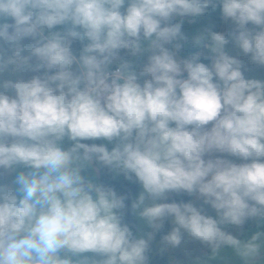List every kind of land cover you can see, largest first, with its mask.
Returning a JSON list of instances; mask_svg holds the SVG:
<instances>
[{"label":"clouds","instance_id":"obj_1","mask_svg":"<svg viewBox=\"0 0 264 264\" xmlns=\"http://www.w3.org/2000/svg\"><path fill=\"white\" fill-rule=\"evenodd\" d=\"M217 4L235 24V47L264 65V0H0V170L30 169L0 183V264H150L166 220L164 245L186 234L210 259L264 264V233L241 240L225 230L264 219V82L245 79L224 33L191 39L211 66L202 53L179 55L183 18ZM76 39L87 41L79 56ZM121 50L147 62L138 68ZM25 69L44 72L25 80ZM65 137L74 142L66 150ZM101 138L115 146L81 143ZM94 162L135 175L143 192L131 210L146 236L125 223L124 196L81 174ZM170 192L195 200L157 203Z\"/></svg>","mask_w":264,"mask_h":264},{"label":"rangeland","instance_id":"obj_2","mask_svg":"<svg viewBox=\"0 0 264 264\" xmlns=\"http://www.w3.org/2000/svg\"><path fill=\"white\" fill-rule=\"evenodd\" d=\"M220 9V7H219ZM9 23H11V20H9ZM248 27H252V25H248ZM218 28V27H217ZM216 28L215 32H220L226 34V39H228V44L225 46V51L230 55L233 56L242 62V72L244 74L245 79H255L259 80L261 82H264V65H259L251 60L250 54H243L241 50L235 47V43L232 39L231 33L233 32L235 28V24L231 21H225L223 19L222 24L220 25L219 29ZM228 33V34H227ZM34 41L31 38H25L22 41V44L25 46H29L33 43ZM5 49L8 48V45H4ZM126 54V50H121V55ZM209 57H211V53L208 52ZM132 59H135V62L137 64V61L139 57H131ZM147 62V59L145 60L144 63ZM138 68L142 67V65H137ZM211 66V65H210ZM75 67V66H74ZM115 67V65L112 66ZM53 72L55 70H52ZM44 72L43 69L37 71H31L28 69L23 70L19 75L22 76L25 80L31 79L35 75H42ZM4 79H12L16 80L18 76H9L8 73L6 72L4 74ZM143 79L141 78L140 82H143ZM215 79V78H214ZM174 126V125H172ZM207 127H211V124H209ZM9 142H11V138H9ZM108 142V141H107ZM112 143L114 141H111ZM110 142V143H111ZM73 141H70L67 139V137L64 138L63 141L60 142V146L63 149H68L73 145ZM208 156H205V159H208ZM213 158H221V159H227L232 161L233 163L236 164H242L245 162H250V161H244L239 157L229 155L227 153H214ZM264 159V158H262ZM30 169L24 167V166H18L15 168L13 171H3L0 170V183L3 184H13L16 175H18L20 172H26L29 171ZM117 172V171H116ZM81 173H85L87 175V179L92 180L93 178H99V173L98 170L94 167V165L87 167L82 170ZM119 173V172H117ZM120 174V173H119ZM89 177V178H88ZM123 179V178H122ZM124 180V179H123ZM143 192V191H142ZM170 193L167 194L166 198L169 196ZM165 198V199H166ZM164 199V200H165ZM195 200V196L191 199L190 202ZM164 202V201H163ZM158 203V201H157ZM196 206L197 207H202L204 212L207 215H211L214 218L216 217V212L214 209L211 208L210 205H206L203 203V199L196 201ZM139 227L141 230L142 235H147L148 232L152 231L145 223L144 221L140 218L139 219ZM172 225L170 224V230L171 231ZM225 230L233 234L236 238L241 239V240H247L250 239L252 235H254L257 232H262L264 233V219H249L245 222V224L242 227L237 228L236 226L228 225L225 226ZM169 255L172 260L178 259L179 262H194L200 257H205L203 255L206 252L210 253V249L206 248L203 244H201L199 241H194L191 240L186 234L183 236L182 243L180 246L177 248H172L170 246H167ZM182 255H185L187 258L185 260H182L181 257ZM224 256L225 258H230L232 256V251L231 249L225 248L224 250ZM213 261H217L219 264H225V259H218V260H213L210 259L208 260V263H212ZM235 264H242V261L236 260Z\"/></svg>","mask_w":264,"mask_h":264},{"label":"trees","instance_id":"obj_3","mask_svg":"<svg viewBox=\"0 0 264 264\" xmlns=\"http://www.w3.org/2000/svg\"><path fill=\"white\" fill-rule=\"evenodd\" d=\"M205 13L212 17L216 22L221 21V17L215 12L213 7L210 6ZM173 23H175V21H173ZM203 50L205 51V47L193 49L188 48L184 45L179 55L181 56V58H188L189 56L199 53V51ZM200 62L206 65H210L211 57H209V55H207L206 57H201ZM81 143H86L89 145H99V139L82 140ZM93 165L99 173V184H103L104 186L113 188L118 195H122L126 198L125 204L127 211L125 213V223L129 225L134 235L137 236L138 221L132 214L131 204L134 195L140 185L139 181L136 179L134 174L132 175V182H128L126 180H116L113 175V170L109 169L106 166H101L95 162L93 163ZM193 196L194 195H188L185 192H170L169 196L164 200L163 203H187L191 201ZM169 230L170 222L169 220H166L163 228L155 234V237L152 241L153 251L150 253V264H170V256L166 251V245H164L162 242V237L167 235L169 233ZM158 248L162 249V251H158Z\"/></svg>","mask_w":264,"mask_h":264},{"label":"crops","instance_id":"obj_4","mask_svg":"<svg viewBox=\"0 0 264 264\" xmlns=\"http://www.w3.org/2000/svg\"><path fill=\"white\" fill-rule=\"evenodd\" d=\"M126 6H127V4L125 5V8H126ZM219 7L220 6L217 4V6L214 8V10L221 17V21L220 22H216L212 17H210L206 13H204L201 16L195 17V18H183V21H182V32L188 38L186 41L183 42L186 47L193 48V49L202 48L203 46L194 45L191 42L192 37L195 36L197 33L202 32V31H204L206 29H210L211 31H214V32L216 31V28L217 27H218L217 29H219V27H220V25L222 24V21H223V17H222V14H221V9H219ZM123 10L124 9H122V11ZM175 22H177V21H175ZM64 27H66V26H56L54 29H52V31H60ZM45 34H47V30H46V33ZM85 43H87L86 40L83 41V42L81 40H79V39L74 40L73 45H72V48H73V52H74L75 55L79 56V53L82 50L83 45ZM199 53H202L201 57H206L208 55V51H207L206 47H205V51L204 50L203 51H199ZM122 55L125 57V59L135 61V59H132L130 56H127L126 54H123L122 53ZM147 55L148 54H145V57L143 59L139 58L138 61H137V65L144 64L145 60L147 59ZM211 63H212V59H211ZM210 65H208V66H210ZM115 67H113V69ZM185 77H186V74H185ZM99 145H105L109 150H111L115 146V141L113 143L112 142L110 143L109 141L107 142V140L101 138V139H99ZM81 174L85 178L87 177V175L85 173H81ZM113 175H114V177H115L116 180H123L124 179V180H126L128 182H132V175L133 174L129 178V177H126L123 173H120L119 174L115 170H113ZM92 181L99 184V178H96V179L93 178ZM142 191H143V188H142V185L140 184L139 187H138V189H137V191H136V193H135V195H134V198H133L132 202L134 200L138 199V197L142 193ZM163 201H164V199L163 200H158V203H163ZM132 214H133V212H132ZM134 216H135V218L138 221L137 237L144 236V235H142L141 230H140V227H139V219L140 218L137 215H134ZM166 251L169 254L167 245H166ZM203 255H205V257H200L197 260L203 261L204 264H219L217 261L216 262L213 261L212 263L211 262L208 263V260H210V258H209L210 253L209 252H206ZM84 256L89 257V258L99 259V257L94 256V254H92V253H85ZM186 258L187 257L185 255H182V257H181L182 260H185ZM218 259H213V260H218ZM197 260H195L194 262L193 261L192 262L190 261L188 263H186V262L185 263L184 262L182 263V262H179L178 259H175V262H176V264H196V261ZM172 262H173V260L170 257V264H172Z\"/></svg>","mask_w":264,"mask_h":264},{"label":"built area","instance_id":"obj_5","mask_svg":"<svg viewBox=\"0 0 264 264\" xmlns=\"http://www.w3.org/2000/svg\"><path fill=\"white\" fill-rule=\"evenodd\" d=\"M112 70H115V68H114V69H112Z\"/></svg>","mask_w":264,"mask_h":264}]
</instances>
